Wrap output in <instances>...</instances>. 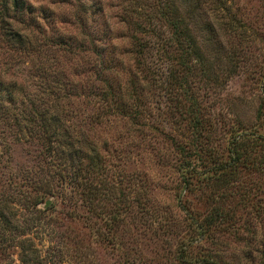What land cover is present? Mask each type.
I'll return each mask as SVG.
<instances>
[{
	"label": "trees",
	"instance_id": "1",
	"mask_svg": "<svg viewBox=\"0 0 264 264\" xmlns=\"http://www.w3.org/2000/svg\"><path fill=\"white\" fill-rule=\"evenodd\" d=\"M96 2L54 14L0 0V264H101L106 247L120 264H159L135 259L132 236L140 256L153 239L160 264H264V44L250 112L242 97L215 99L244 64L251 0H155L160 78L134 35L133 64L118 60L92 25ZM118 122L124 150L93 133ZM166 190L172 210L159 205ZM58 203L72 234L55 231ZM36 233L49 237L42 251Z\"/></svg>",
	"mask_w": 264,
	"mask_h": 264
},
{
	"label": "rangeland",
	"instance_id": "2",
	"mask_svg": "<svg viewBox=\"0 0 264 264\" xmlns=\"http://www.w3.org/2000/svg\"><path fill=\"white\" fill-rule=\"evenodd\" d=\"M32 5L38 7L42 6L46 9H49L54 14H67L70 13L71 9L78 8L80 3L88 4L89 0H27ZM97 4L99 5V8H95L92 13L90 19L93 21L92 25H96L97 23L102 22L107 29L110 32V41L111 44L115 47V51L117 53L118 60H121L122 63H124V66H129L133 64L132 57H134V47H135V41L130 37V35H134L137 38H139V41L142 43L144 42V49L143 54L146 57L147 62L149 63V60L151 61V64H153L155 68V72L157 73L158 77L160 78V72L162 70L161 66V59H159V51L155 50L157 48L158 39L155 38L159 34L163 33L164 28L159 24V22L156 19V16L154 15V4L155 0H96ZM73 4V5H72ZM72 5V6H71ZM251 9L247 12L249 16H242V19L245 21L247 25V31L245 33L246 35V42L245 40H242L240 42V48L244 51V57L242 67L238 71V74H235V70H232L231 76L227 78V81L223 88L221 87L216 88L217 95L215 99H217L219 102L222 100L224 96L228 99L233 98L234 100V106H235V97L239 96L244 98L245 103V111H249L254 107L255 105V93L257 88H255V84H253V79L256 76V68L259 67L260 60L262 58V50H263V44L264 41H262L264 37V0H251L250 2ZM86 15V13H85ZM89 21L87 22H90ZM130 20L138 23V30L136 31L135 25L130 24ZM58 26V24H56ZM45 31L47 30L46 26H43ZM162 36V35H161ZM235 41V38L231 40ZM227 41L224 39L221 40V47L225 50ZM133 49V52H132ZM121 51V52H120ZM132 53H131V52ZM130 52V53H128ZM141 55V54H140ZM19 67H22V65H18ZM17 66V68H18ZM16 68V64L14 66V69ZM219 89V90H218ZM221 89V90H220ZM216 100V101H217ZM160 101V100H159ZM157 105V104H155ZM219 109L222 110L223 104L222 102L218 105ZM153 119L155 121H160L162 119L161 116H155ZM120 122L115 124H110L107 126V128L102 129L101 127L93 129V133L96 137H99V139H106V141L111 142L112 148L116 150H124L127 145L126 142L120 143L119 139L120 136L125 137L129 135V133L126 131V128H121ZM117 138V140H116ZM123 140V141H124ZM22 146H15L12 149V156L16 163H24V166L26 165V158L24 156ZM133 150V149H131ZM120 153V152H116ZM129 155V162H131L132 159L137 160V156L133 155V152L127 153ZM128 157V156H127ZM25 160V161H24ZM135 162V163H134ZM145 162V161H144ZM149 164L148 161L145 162V164ZM133 164L135 166H139L141 162L134 161ZM23 166V167H24ZM152 177L155 179L160 180L163 184H165V187L171 189V181L174 180V175L170 173V171L166 168H161L159 166L152 168ZM171 190H166L164 193H162V197L159 200V205H162V208L165 210V207L171 208V201H170V194ZM165 194V195H164ZM46 201V200H45ZM51 202V198L49 199L48 203L43 206L40 205L39 207L41 209H44L49 203ZM58 210L59 213L56 215V217H59L57 220L59 223L64 224L63 226L55 227V231L58 232H65L72 234L75 229H78V223L68 221L66 216H64L63 212L65 209L64 205H61L58 203ZM56 206V207H57ZM61 211H63L61 213ZM35 238V244L36 246L42 251L45 247L48 246L49 237L48 236H42L38 233L34 234ZM40 235V236H39ZM128 251L132 253L135 257V259H141V260H150L154 259L155 262L160 264L161 259L157 257L156 255L162 254V250L158 249L153 239H146L143 237V243L146 246L144 251H141L142 255L136 253L135 249L138 246L143 245L142 240L139 241V238H134V236L128 238ZM140 242V243H139ZM135 244V245H134ZM131 245V246H130ZM97 251V249L94 247L90 248V251ZM101 255L95 254L99 258V262L101 264H120V262L116 259V257L112 254V252L109 250L108 247L104 249H99L98 251L102 252ZM156 252V255L152 253ZM93 253V252H92ZM12 262L14 264H19L16 255L13 254ZM67 261V258H65ZM75 260L74 256L69 259V261ZM63 261L61 264H66V262ZM162 263V262H161ZM122 264V262H121Z\"/></svg>",
	"mask_w": 264,
	"mask_h": 264
},
{
	"label": "water",
	"instance_id": "3",
	"mask_svg": "<svg viewBox=\"0 0 264 264\" xmlns=\"http://www.w3.org/2000/svg\"><path fill=\"white\" fill-rule=\"evenodd\" d=\"M48 201H49V200H46V201L44 202L43 206H45V205L48 203Z\"/></svg>",
	"mask_w": 264,
	"mask_h": 264
}]
</instances>
